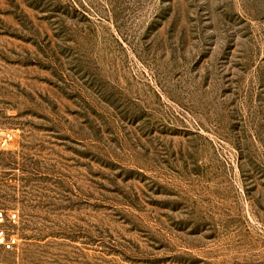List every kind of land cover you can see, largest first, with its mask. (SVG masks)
I'll list each match as a JSON object with an SVG mask.
<instances>
[{"label":"rangeland","instance_id":"obj_1","mask_svg":"<svg viewBox=\"0 0 264 264\" xmlns=\"http://www.w3.org/2000/svg\"><path fill=\"white\" fill-rule=\"evenodd\" d=\"M6 264H264V0H0Z\"/></svg>","mask_w":264,"mask_h":264},{"label":"built area","instance_id":"obj_2","mask_svg":"<svg viewBox=\"0 0 264 264\" xmlns=\"http://www.w3.org/2000/svg\"><path fill=\"white\" fill-rule=\"evenodd\" d=\"M11 132H4L0 135V148L4 149L13 141ZM17 215L13 211L0 210V249L4 251H13L17 246V237L9 232L8 227L16 224ZM0 264H6L0 259Z\"/></svg>","mask_w":264,"mask_h":264}]
</instances>
